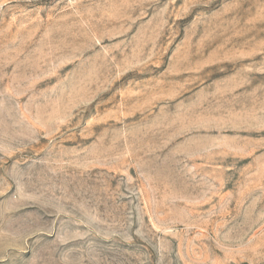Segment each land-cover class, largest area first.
<instances>
[{
	"label": "rangeland",
	"instance_id": "374dc122",
	"mask_svg": "<svg viewBox=\"0 0 264 264\" xmlns=\"http://www.w3.org/2000/svg\"><path fill=\"white\" fill-rule=\"evenodd\" d=\"M0 264H264V0H0Z\"/></svg>",
	"mask_w": 264,
	"mask_h": 264
}]
</instances>
